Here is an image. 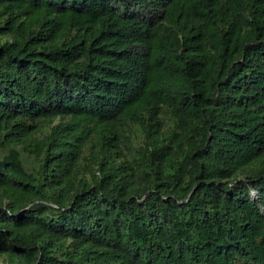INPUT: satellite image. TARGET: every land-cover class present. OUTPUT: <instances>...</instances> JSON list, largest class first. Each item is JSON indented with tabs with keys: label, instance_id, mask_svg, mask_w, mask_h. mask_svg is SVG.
<instances>
[{
	"label": "trees",
	"instance_id": "trees-1",
	"mask_svg": "<svg viewBox=\"0 0 264 264\" xmlns=\"http://www.w3.org/2000/svg\"><path fill=\"white\" fill-rule=\"evenodd\" d=\"M0 264H264V0H0Z\"/></svg>",
	"mask_w": 264,
	"mask_h": 264
},
{
	"label": "rangeland",
	"instance_id": "rangeland-1",
	"mask_svg": "<svg viewBox=\"0 0 264 264\" xmlns=\"http://www.w3.org/2000/svg\"><path fill=\"white\" fill-rule=\"evenodd\" d=\"M252 194H254V193L252 192Z\"/></svg>",
	"mask_w": 264,
	"mask_h": 264
}]
</instances>
